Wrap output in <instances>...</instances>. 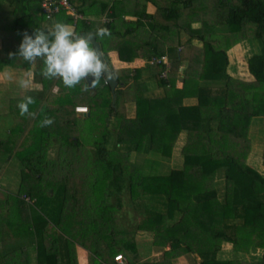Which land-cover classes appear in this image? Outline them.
Returning a JSON list of instances; mask_svg holds the SVG:
<instances>
[{
	"label": "trees",
	"instance_id": "16d2710c",
	"mask_svg": "<svg viewBox=\"0 0 264 264\" xmlns=\"http://www.w3.org/2000/svg\"><path fill=\"white\" fill-rule=\"evenodd\" d=\"M18 1L35 2L15 0ZM69 1L89 21L78 22L75 30L81 34L93 31L94 27L103 28L97 20L104 14L121 22L117 11L125 3L134 9L136 18H153L144 11L149 0ZM137 1L141 4L140 12L136 11ZM167 1L165 22L162 25L151 22L150 26L156 30L157 37L162 32V38L168 42L176 40L178 45H169L164 50L163 44L155 39L142 53L150 58L167 52L171 62L167 79L160 76L165 70L163 65L147 69L151 81L163 88L161 94L157 97L146 94L149 88L141 79L144 69L135 70L132 76L126 71L123 77H116L123 86L130 84L115 91L114 106L104 79L100 82L102 89H88L91 115L95 107L98 117H104L99 136L93 126L98 117L92 115V123H86L91 131L87 141L93 142L92 148L82 146L81 142L86 140L80 142V132L74 128L76 122H72L71 105L63 101L56 103L57 97L46 91L52 81L42 77L43 61L37 59L34 74L40 77L43 94L29 105L35 115L24 116L32 119L29 130L34 132L33 148L23 156L21 152L25 150L16 149L13 143L0 149L8 155L15 154L23 170L18 189L11 196L18 203V213L13 214L0 204V264L31 261L77 264L75 245L87 247L76 239L79 237L74 232L58 237L50 234V223L59 221L51 212L52 206L49 208L40 196H57L61 191L64 197L71 198L73 193L72 198L81 199L88 197L90 188L99 200L98 203L97 199L90 200L88 204L90 217L98 222L96 230L87 233L97 243L96 250L87 248L89 264H114L112 258L117 253L123 254L129 264H174L177 258L186 255H196L199 258L196 264H264V174L248 163L250 152L261 141L263 150L258 162L264 166V0H212L211 5L206 0ZM34 4L32 13H22L18 18L13 15L10 18L0 8V70L14 66L17 59L24 68H29V63L18 55L24 34L32 36L36 29L49 30L44 26L47 23L44 17L37 15V3ZM196 10L205 12L202 21H197L200 13ZM8 20L12 22L7 25ZM56 22L71 25L72 19L62 14L55 17L53 23ZM112 22L104 25L109 32L115 28ZM192 22H199L200 28L193 29ZM193 40L200 45L190 57ZM130 45L119 42L117 52L122 61H131L136 56ZM185 61L182 74L178 67ZM57 83L63 96L79 94L78 87L84 85L82 82L69 90L60 79ZM126 93H130L134 104L120 114L118 101L121 97L123 104ZM130 99L128 104L132 103ZM16 109L18 112V104ZM49 117L54 123L41 127V122ZM181 133L186 134L179 148L182 168L159 175L145 173L144 156L154 154L160 159L161 169L171 160ZM258 136L261 138L256 141ZM116 143L121 145V150L115 149ZM49 145L54 157L47 161L45 152ZM75 159L79 160L77 177L69 183ZM217 179L224 188L223 199L218 195ZM87 185L89 188H84ZM22 196L29 197L31 205ZM123 203L130 204L128 208L140 216L139 223L130 230L120 219ZM132 232L151 237L143 247H147L148 254L150 249L162 252V258L143 263L142 249L139 251L140 244ZM84 240L92 242V239ZM102 242L105 244L101 245ZM222 244L231 245L230 258L220 257ZM101 252L111 255L104 258ZM256 252L258 257L254 256Z\"/></svg>",
	"mask_w": 264,
	"mask_h": 264
},
{
	"label": "rangeland",
	"instance_id": "374dc122",
	"mask_svg": "<svg viewBox=\"0 0 264 264\" xmlns=\"http://www.w3.org/2000/svg\"><path fill=\"white\" fill-rule=\"evenodd\" d=\"M5 0H0V3L3 2ZM111 1H114V0H97V3H109ZM71 5L73 6V8L76 10V8L74 7V5L71 3ZM8 8V6L6 5H3L2 4V9L5 10V8ZM202 19L203 20L205 18V14L201 15ZM109 19V18H108ZM54 20L55 18L53 19L52 21V24L54 25ZM44 26H46L47 28L50 29V23L47 22V23H44ZM97 38V42L100 43V49H104V44H108V43H112V44H115V40L113 38H111V36H107V37H104L103 39L99 38V37H96ZM182 39L183 41L186 40V36H184L182 34ZM216 39H218V37H216ZM219 40V39H218ZM200 45V44H199ZM116 46H117V43H116ZM215 47H218V45L215 44ZM0 50H1V46H0ZM256 50V49H255ZM254 50V51H255ZM258 51H259V48H258ZM257 51V52H258ZM193 53V50L190 49L189 51V56L191 57ZM188 56V57H189ZM18 61L17 62H21V60L17 59ZM16 66H19L21 68H23V66H20V65H16ZM35 66V63L34 64H29V69H27L28 71H31L32 68H34ZM237 66V65H236ZM109 69H110V66H108ZM14 67H12L13 69ZM236 69V67H234ZM3 69V68H2ZM173 69V68H172ZM174 70V69H173ZM169 72H167V77L169 76ZM241 73H243V69L241 70ZM178 74V73H177ZM182 74H184V72H182ZM196 78L198 77V75H194ZM232 76L234 77H237L236 74H233L232 73ZM247 80L249 79L247 76H244ZM13 81L19 83L18 87L20 89H22L23 93H27V89L28 91L32 90V92L30 94H32V97L35 98V101L37 100V97L39 95L42 94V91L40 88H36V86L34 85V83H29V80H30V77H29V74L26 72V70H22V71H19L17 70V73L16 75L14 76V78L12 79ZM21 80H27L28 81V86L27 87H21L20 85V81ZM87 81V80H86ZM88 84V82H86ZM17 87H15V85H12V84H8V85H5V86H0V96L1 95H4L5 96V100H3V105L5 108H9L10 110V114L7 115L8 113L6 112V109L1 106L0 104V136L3 134V131L5 129V127L8 126V129L10 130L11 127L15 126L16 129H18L19 125L24 122L25 120H28L27 117L24 118H21L17 115V109H16V104H19V103H15L13 101V99L17 96V95H20V94H13V92L15 91V89H19ZM88 89H91L89 84H88ZM85 94V97H83V94ZM80 93L82 95H79L78 93H76L75 95H72V96H63L60 100L63 101L64 103H67L69 105H72L74 100L77 101V102H82L83 104H86L87 106L90 107V102H89V98H88V95H87V92L84 91V87H83V92ZM91 94V92H90ZM12 97V100L13 101V104L11 105V101L8 102V99H11ZM124 99H127L126 101H124V103L122 104L121 102V97L119 98V101H118V108L120 109V114H122V111L124 108H127V109H130V107L134 104L132 98L130 99L131 95L130 93H126L123 95ZM131 100L132 103L128 104V100ZM24 100V99H23ZM21 100V101H23ZM190 104H194L193 102H189ZM97 108L94 107V110L92 111V115H97ZM103 111L100 112V115H103ZM128 112H126L127 114ZM104 117H101L99 116L96 121L93 123V126L94 128L96 129L95 132L96 134L99 136L101 130H99V128L103 127L104 125V120H103ZM114 119V118H112ZM59 122L61 124H63V120L61 117H59ZM72 122H76V117L74 116L72 118ZM110 127V124L109 126ZM74 128H76L79 132H80V142L81 140H86V141H83L81 142L82 146L84 148H92L90 143H92V146H94L93 142L91 141H87L90 139V133L91 131L88 129V125L87 124H82V125H79L77 123H75L74 125ZM105 133V132H104ZM103 133V134H104ZM186 134L185 133H181L180 136H179V140L177 141V144H176V147L173 149V152H172V157H171V160L166 162V164H164L163 166H161L162 168L160 169V166H159V162H160V159H158L154 154L151 155V154H146V156H144L143 158V169H144V172L149 174V175H159V174H166L170 169H173V170H180L182 168V158L179 154V148L180 146L182 145V142L184 141L185 139V136ZM261 137H256V141L258 139H260ZM88 144V146H87ZM263 143L260 142H256V145H255V148L250 152L251 156H248V163L251 164L254 168H257V170L261 173L264 174V166H259V162H258V158L261 157V153H262V150H263ZM28 148L27 144L25 143L21 148H20V151H24ZM121 145L116 143V147L115 149L117 151L121 150ZM3 153V152H2ZM2 153L0 152V157L2 156ZM3 154H6L5 152ZM51 158H53V155L51 154L50 155ZM16 159V158H15ZM15 159H14V162H15ZM19 161V160H18ZM78 161L79 160H76L73 162L72 164V167H71V172L68 176V182L69 183H73L75 182L74 178H76V173L78 172ZM131 162L135 164L136 160L134 158L131 157ZM19 164H20V161H19ZM3 169V167L0 168V171ZM159 171H162L159 173ZM22 167L20 169V176L22 175ZM7 178V179H10L12 174H11V169L8 170V172L6 174H2L0 176L1 178V187L2 188H9L10 185H8L4 179V177ZM220 180L222 181L223 180V177H220ZM219 179H217V181H219V185H218V195H219V198L220 199H223L224 198V188H223V185L221 184V181ZM13 184L15 183V179L12 180ZM19 186V185H18ZM84 188H89L88 185ZM18 189V187H16L14 190L12 191H7L4 193L3 197H1V200H0V204H2L4 206V208L8 207L9 210H13L15 211L16 213H18V203L17 201L11 197L12 196V193L14 191H16ZM93 188H90L88 190V197H83V198H72L74 197V194L72 193L71 194V198H67V197H64V194L63 192L59 191L58 195L55 196V195H49V196H40V198L47 204H49V208H51V212L53 213L54 215V218H56L59 223H54V222H51L50 223V234L54 237H58V236H61L63 234H70L72 232H74L75 234L78 235L79 238H76L78 239L79 241L83 242V244L90 250H96V247H97V243H94L95 242V237L93 238H90L87 233L90 232V233H93L96 228H97V221H95L94 219H92L93 217H90V211L88 210V204L90 202V200H96L97 198L93 196L92 190ZM22 200L28 204V205H31V199L29 197H25V196H22ZM98 200L97 199V203H98ZM109 201H113V198H110L108 199ZM123 215L120 216V219H122V224L123 225H126V227L130 230V229H133V227L136 226L137 223H139L140 221V216H138L136 214V212L134 210H131L130 208H128L130 206V204L127 205V203H123ZM138 207V206H137ZM48 208V207H47ZM48 208V210H49ZM2 214H7L4 210H1ZM43 215V214H42ZM132 237L135 238V241H137L140 246H139V251H141V259L144 263V261H149V262H154L156 260H160L162 258V252L161 253H155L154 255H152L151 253L153 252L152 249H150V253L148 254V249L147 247H143L145 244L149 243L151 237L149 236H146L145 233L143 232H136V233H131ZM81 238V239H80ZM84 239H92V242H89L87 240H84ZM105 244L104 242L101 243V245ZM11 248V246H10ZM169 247H166V250H168ZM221 248H222V252L220 253V257H223V258H230L229 257V254L228 252L231 251V245L229 244H222L221 245ZM33 254V252H31V255ZM117 254H120V253H117ZM144 254H145V257H144ZM122 255V254H121ZM255 257H258L259 256V253L256 252V254L254 255ZM33 257H35V254H33ZM253 259V258H252ZM255 259V258H254ZM77 260V258H76ZM88 260V259H87ZM199 261V258L196 256V255H186V256H181L179 258H177L175 261H174V264H196L197 262ZM30 264H35L31 261Z\"/></svg>",
	"mask_w": 264,
	"mask_h": 264
},
{
	"label": "crops",
	"instance_id": "0c3cea01",
	"mask_svg": "<svg viewBox=\"0 0 264 264\" xmlns=\"http://www.w3.org/2000/svg\"><path fill=\"white\" fill-rule=\"evenodd\" d=\"M118 1V0H115ZM214 1V0H213ZM35 2L31 1H27L26 3H20V1L15 2V0H5L3 2L0 3V8L2 9V4L8 6V8L2 9L3 11H5L11 18V15L16 16L18 18L19 15L22 16V13H32V6L36 7V5L34 4ZM207 5H211L212 4V0H206L205 2ZM215 3V2H214ZM129 3H125V4H121V10H118L117 13L121 16V22L119 21L118 18H115V20L113 21L112 19V23L115 26V28L113 27V29L110 31V35L111 38H113L115 40V44L112 43H108V44H104V49L102 51V49H100V51L103 53V60L105 62V64L107 65V68L109 69L108 66H110L109 71L115 74V82L116 85L114 86L113 91H120L123 90L125 87H128V85L130 83L125 84V86L122 85V83H119L118 81H116V77H123L124 74H126V71L129 72V75L132 76L135 70H140V69H144V72L141 74V79L143 82H145L149 88V91L146 93L149 97H153V96H159L161 94V89L163 88H159L156 86V84L151 81V76L148 74V65L147 64V60H149L152 57H157V56H152L150 58H146L143 57L142 53L145 49V46L149 45L150 43L154 44V40L158 39V41H160L163 46H164V50L167 49V47L169 45L175 46L178 45L177 41L174 40L173 42H168L167 38H162V32H161V37H157V33L156 30L154 32L153 28L150 26L151 22H156V23H161V25L163 24V22H165L164 20V9L168 6V1L167 0H149V2L146 3L145 5V14L152 16V19H148L146 16L145 17H141V18H136L134 15V9L130 8V6L128 5ZM217 5V2L215 3ZM23 5H26V7H24V9H22L21 7H23ZM130 5H132V2H130ZM136 11L140 12L139 9L141 8V4L136 3ZM19 8V9H18ZM196 13L199 14L198 16V20L197 21H202V17L201 15L205 14V12L203 11H198L196 10ZM38 15V12H37ZM39 16V15H38ZM24 19V18H23ZM140 23H139V21ZM12 21L8 20L7 21V25L10 24ZM25 22V20H24ZM110 22V23H111ZM41 25L43 26V22L41 23ZM53 24L52 22H50V29L52 28ZM104 28V25H102ZM191 27L193 29H199L200 28V23L199 22H195L191 24ZM106 29V28H105ZM125 29H129V30H125ZM95 27L93 29V33H95ZM176 31V29H173V32ZM91 32V31H89ZM88 33V32H87ZM86 33V34H87ZM156 34V36H155ZM95 41L97 42V38L95 37ZM119 42H128L131 45V49L133 53H136V56L131 60V61H122L119 56H118V46H119ZM186 42V41H185ZM98 43V42H97ZM117 43V46H116ZM99 46L100 43H98ZM184 43H182L183 45ZM258 46V43H256ZM192 45L193 47L191 48V50H193L192 53V57L193 55L196 53L194 50L198 49V45L199 42L197 40H193L192 41ZM0 46L2 48V42L0 41ZM183 47H179L178 49H182ZM195 52V53H194ZM163 55L167 56V52H165ZM159 57V56H158ZM37 61V60H36ZM20 65L23 66L21 64V62H16L13 65H10L8 67H4L2 70H0V86H5L8 84H12L15 85V87L19 88L18 85L19 83L13 81L12 79L14 78V76L17 73V70L22 71V70H26V72L29 74L30 80L29 83H34V85L36 86V88H40L43 94V86L42 83L40 82V77L38 75H35V69H36V62H35V66L34 68L31 69V71H28L27 69L29 68H21L19 66L16 65ZM186 66V61L178 67V72H182V70L184 69V67ZM12 67H14L12 69ZM59 78L56 79H51V84L49 87V91L46 90L48 93L51 92L53 95H55L56 98V103H58L59 101H61L60 99L63 97V95H61L60 92V86L58 85L57 81ZM87 82V81H86ZM83 87L84 85H80L78 87L79 92L82 93L83 92ZM97 90L102 89V85L99 84V86L96 87ZM32 92V90L28 91L27 89V93H23L22 89H15V91L13 92V94H20L17 95L13 101L16 103H18V101L23 100L26 96H32V94H30ZM79 95H82L80 94ZM42 94L39 95L37 97L41 98ZM91 94L93 95V91H91ZM46 96V95H44ZM43 96V97H44ZM83 97H85V94H83ZM3 100H5V96L1 95L0 96V104L1 106L4 107L3 105ZM12 100L8 99V102H10ZM73 106H83V107H87L88 111L85 114H81V113H76L74 112V110H72L73 115L76 117V123L79 125L82 124H86L87 122L92 123L91 122V111H90V107L87 106L86 104H83L82 102H77L74 100L73 104L71 105V109L73 108ZM5 108V107H4ZM1 109V107H0ZM6 112L8 113L7 115H9L11 112L9 110V108H5ZM17 115L21 118H23V116L20 115V112H17ZM28 120H25L24 122H22L18 129H16L15 126L11 127L10 130L8 129V126L5 127L3 134L0 136V149H4L6 146H10L11 143H13V145H16V149L22 147L25 143L27 144L28 148L24 151L21 152V156L29 154V152H31L32 150V142H33V136H34V132H31L29 130L30 128V122L32 123V119L31 118H27ZM26 122H28L27 126H26ZM25 125V126H24ZM96 129H94L95 131ZM96 133V132H95ZM80 136V135H79ZM2 143V144H1ZM29 151V152H28ZM2 153V152H1ZM53 155L54 157V153L50 152V145L46 147V152H45V159L47 161L53 160V158L50 157V155ZM16 158V159H15ZM15 159V162H14ZM3 167V169L0 171V176L3 174H6L8 172L9 169H11V178L7 179L4 176V179L6 181V183L8 185H10L9 188H2L1 184H0V200L1 197H3L4 193L7 191H12L14 190L16 187H18V184L20 182V169L21 166L19 164L18 158L17 156L14 154H3L0 157V168ZM15 179V183L13 184L12 180ZM1 178H0V183H1ZM11 213L13 214H17L15 211L10 210ZM88 235V234H87ZM75 253H76V258H77V264H89V250L85 247L79 246V245H75L74 247ZM166 250V248H165ZM157 253H161V252H157ZM152 255L155 254V251L153 250V252L151 253ZM101 255H103V257L105 258L106 256L110 257L109 253H103L101 252ZM88 259V260H87ZM109 259V258H108Z\"/></svg>",
	"mask_w": 264,
	"mask_h": 264
},
{
	"label": "clouds",
	"instance_id": "9594fccd",
	"mask_svg": "<svg viewBox=\"0 0 264 264\" xmlns=\"http://www.w3.org/2000/svg\"><path fill=\"white\" fill-rule=\"evenodd\" d=\"M109 35L110 32L105 28H98L94 34H81L70 24L56 22L47 32L36 29L32 36L24 34L18 55L29 64H34L37 59L42 60L41 75L43 78L49 80L59 78L69 90L84 82V91H87L86 80L88 78H91L93 88L99 86L102 79L106 83V80L115 78V74L109 71L102 59L103 53L92 43L95 37L103 39ZM20 85L27 87L28 81L21 80ZM35 102L34 97L26 96L18 104L20 115L34 116L35 114L29 110V105ZM76 107L83 106L73 107L76 113L85 114L88 111L87 107L84 112L76 111ZM53 123L54 120L49 117L45 118L40 126L48 127Z\"/></svg>",
	"mask_w": 264,
	"mask_h": 264
},
{
	"label": "built area",
	"instance_id": "2783aa9c",
	"mask_svg": "<svg viewBox=\"0 0 264 264\" xmlns=\"http://www.w3.org/2000/svg\"><path fill=\"white\" fill-rule=\"evenodd\" d=\"M38 5V15L43 16L45 21H52L58 15H68L72 19L71 25L75 29L79 21H84L88 24V20L80 13H78L69 0H34ZM109 13V11H108ZM109 18V19H108ZM99 25H105L112 21L107 15H102L98 18ZM147 64L151 66L163 65L165 70L161 73V77L167 79V72L171 68V62L169 58L165 55L159 57H152L147 60ZM76 111L84 110L86 111L85 107H76ZM81 112V111H80ZM114 264H129L126 257L123 254H115L112 258Z\"/></svg>",
	"mask_w": 264,
	"mask_h": 264
},
{
	"label": "water",
	"instance_id": "95a60500",
	"mask_svg": "<svg viewBox=\"0 0 264 264\" xmlns=\"http://www.w3.org/2000/svg\"><path fill=\"white\" fill-rule=\"evenodd\" d=\"M87 34H94V33L91 31V32H88ZM92 43H93V45H94L95 47H97V48L100 50V46H99V44L95 41V38L93 39ZM102 59H103V58H102ZM87 82H88L90 88H92V87H91V78H88V79H87ZM106 83L109 85V87H110V89H111V94H112V104H113V103H114V99H115L113 89H114V86L116 85V82H115L114 79H112V80H106Z\"/></svg>",
	"mask_w": 264,
	"mask_h": 264
},
{
	"label": "bare ground",
	"instance_id": "6f19581e",
	"mask_svg": "<svg viewBox=\"0 0 264 264\" xmlns=\"http://www.w3.org/2000/svg\"><path fill=\"white\" fill-rule=\"evenodd\" d=\"M80 111H83L84 112V110H80Z\"/></svg>",
	"mask_w": 264,
	"mask_h": 264
}]
</instances>
